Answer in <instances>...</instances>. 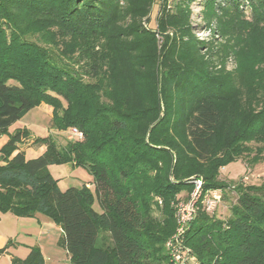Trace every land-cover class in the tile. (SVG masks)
Instances as JSON below:
<instances>
[{
  "label": "trees",
  "instance_id": "16d2710c",
  "mask_svg": "<svg viewBox=\"0 0 264 264\" xmlns=\"http://www.w3.org/2000/svg\"><path fill=\"white\" fill-rule=\"evenodd\" d=\"M256 29L264 0H0V213L54 222L68 264H169L172 202L199 179L203 195L236 201L226 219L199 207L183 240L194 264H264V183L219 179L264 161ZM41 104L50 129L82 138L48 134L39 156H12L29 132L8 128ZM66 164L92 175V191L59 189L48 167ZM12 264L44 259L33 247Z\"/></svg>",
  "mask_w": 264,
  "mask_h": 264
},
{
  "label": "rangeland",
  "instance_id": "374dc122",
  "mask_svg": "<svg viewBox=\"0 0 264 264\" xmlns=\"http://www.w3.org/2000/svg\"><path fill=\"white\" fill-rule=\"evenodd\" d=\"M156 8L149 19V26L153 27V19ZM194 13L198 12V7H193ZM195 23H200L199 20L194 17ZM254 41L251 45L252 59L264 67V33L258 29L253 31ZM204 33H197L196 37L203 38ZM228 69H232L235 65L234 59L229 58ZM50 107L41 104L38 107L30 110L20 120V126H25L36 137H45L48 133L47 130L50 128V117L47 111ZM52 113V110H51ZM52 130V129H51ZM70 128L64 133L52 130V134L59 145H63L68 140V132ZM25 139L21 145H27ZM38 148L31 147L26 151V158L31 159L38 156ZM48 171L57 182V186L61 191H65L69 187H81L86 185L91 191L92 187V175L82 167H76L71 165H51L48 167ZM219 179L230 183L233 186L238 184L243 185H260L264 183V161L256 164H248L247 160L241 159L236 162L230 163L223 167L219 171ZM186 193H181L172 202V208L175 212V205L177 202L187 200ZM236 201L235 193L231 190L225 193V198H220L216 209L212 212L216 219H226L229 214V208ZM2 214V213H0ZM157 217V213L155 214ZM14 215L8 214L7 216H0V230L10 232V236L4 245L10 246V241L14 243L10 246V254L14 259H23L26 256V249L38 247L44 259V264H68V259L65 251L58 245V240L61 234L60 228L54 222L49 220L47 217L36 214L29 220L30 224H26L28 220H16ZM3 248V247H2ZM2 250V249H0ZM193 261L191 260V263ZM0 264H12L9 256H6L3 251L0 253Z\"/></svg>",
  "mask_w": 264,
  "mask_h": 264
},
{
  "label": "built area",
  "instance_id": "2783aa9c",
  "mask_svg": "<svg viewBox=\"0 0 264 264\" xmlns=\"http://www.w3.org/2000/svg\"><path fill=\"white\" fill-rule=\"evenodd\" d=\"M82 134L75 128L68 132V139H81ZM194 188L185 201L177 202L175 205L174 233L165 242L169 264H194L190 249L183 243L186 230L190 223L195 219L199 207L206 213H212L221 198L218 190H212L203 195L202 181H193ZM161 204L160 200L158 201Z\"/></svg>",
  "mask_w": 264,
  "mask_h": 264
},
{
  "label": "crops",
  "instance_id": "0c3cea01",
  "mask_svg": "<svg viewBox=\"0 0 264 264\" xmlns=\"http://www.w3.org/2000/svg\"><path fill=\"white\" fill-rule=\"evenodd\" d=\"M47 114H49V117H50V119H51V108H49L48 109V111H47ZM21 120V119H20ZM20 120L19 121H17V122H15L13 125H11L9 128H8V133L9 134H12L14 131H16V130H22V129H26V127L25 126H20ZM27 130V129H26ZM28 132H29V137L27 138V140H26V142L27 141H29V143L27 144V145H21L20 143H22L24 140H22L19 144H17V150H15V152H13V154H12V156H14L15 154H17L18 152H22L23 154H24V156H25V154H26V151H27V149H29V148H31V147H36V148H38V152H40V154H42L43 153V151L45 150V147L44 146H39V145H35V144H33V142H34V140L36 139V138H43V137H36V136H34L29 130H28ZM47 133L48 134H51V135H53L52 134V130L50 129V128H48V130H47ZM47 134V135H48ZM46 135V136H47ZM45 136V137H46ZM54 137V136H53ZM7 141H8V137L7 136H5V135H0V149L7 143ZM39 154V155H40ZM38 155V156H39ZM37 157V156H36ZM25 158H26V156H25ZM27 159V158H26ZM31 159H33V158H31ZM8 214H10V213H5V214H0V216H7ZM11 215V214H10ZM14 218H16V217H14ZM28 220V221H25V223L26 224H30V222H29V220H32L31 218H16V220ZM14 235V234H13ZM13 235H11V236H13ZM11 236H10V232H8V233H6V231H3V230H0V249H2V251H3V253L6 255V256H9L10 257V259H11V261L14 259V257L13 256H11V254H10V250H11V248H10V246H12L14 243H12L11 241H10V246H6L5 248H4V245H5V243L8 241L7 239L10 237L11 238ZM3 247V248H2ZM30 249L31 248H27L26 249V256L28 255V253H29V251H30ZM41 249V248H40ZM41 251V250H40ZM42 253V252H41ZM25 256V257H26ZM17 259H20V258H17ZM24 259V258H23ZM20 260H22V259H20Z\"/></svg>",
  "mask_w": 264,
  "mask_h": 264
}]
</instances>
